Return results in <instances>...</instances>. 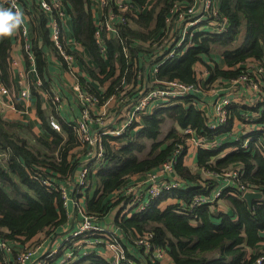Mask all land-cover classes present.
Masks as SVG:
<instances>
[{
  "label": "trees",
  "instance_id": "16d2710c",
  "mask_svg": "<svg viewBox=\"0 0 264 264\" xmlns=\"http://www.w3.org/2000/svg\"><path fill=\"white\" fill-rule=\"evenodd\" d=\"M60 1L64 13L72 20L75 42L86 48L98 65L97 72L88 68L91 79L100 84L104 80L110 81L101 94L85 78L80 77L78 82L85 90L99 94L102 100L111 95L116 87H121L122 78L125 82H130L133 88L143 82L142 78L137 77L138 72H134V67L151 62L149 59L156 51L152 44L157 43L162 35L164 17L169 7L175 2H183L128 0L133 6L145 9L135 16L129 15L130 21L127 23H119L116 37L106 36L107 64L94 38V0ZM217 2L219 15L226 18L224 30L219 33L197 32L194 45L181 54L160 63L157 62L160 56L154 58L153 61L158 64L157 72L151 78L150 75L145 77L148 84L152 87L160 86L162 82L173 79L184 83L194 82V65L197 62L202 63L209 71L207 83L228 80L246 71L249 59L260 61L264 58V0ZM23 4L26 13H32L28 20L31 28L29 23L27 25L29 31L33 32L29 39L37 73L42 85L48 87L43 78L46 68V51L43 45L50 46L59 60L66 67L67 65L49 39L46 15L37 9L29 10L24 1ZM63 22L64 20L62 26ZM11 38L12 35L0 38V78L8 88L15 85L14 80L10 79ZM64 39L62 31L65 50L77 56V52L71 50ZM123 46L132 59L124 56ZM21 49L26 64L29 65L30 60L22 39ZM215 53L221 57L220 63L212 57ZM152 79L154 82L150 83ZM190 99L193 97H184L179 102L154 108L150 114L141 116L139 122L134 123L138 127L132 133L130 130L122 136H102L103 159L96 165L93 163L94 159L88 161V187L83 191L85 198L82 207L86 213L96 217L97 224L106 227L112 224L116 228L122 235L120 241L126 258L136 264H159L150 259L142 246L135 244L137 236L144 232L152 233L151 243L164 247L174 264H253L260 251L249 250L264 240L261 233L264 232V156L255 148L245 150L236 147L215 161L214 157L222 152L224 142L219 151L198 148L199 168L220 173L240 164L243 169L241 181L256 185L263 191V197L254 199L252 207H249L246 200L237 193L238 190L231 188L234 193H226L225 190L221 197H226L232 213L210 210L208 205L190 209L188 204L196 195L210 194L215 187V180H200L204 183L201 185L197 181L200 174L192 173L188 166L183 165L186 134L180 130L191 128L197 135L214 138L230 129L233 123L230 119L217 132L209 130L203 113L189 103ZM257 107L264 115V101ZM38 114L44 131L40 135L29 134L30 131L21 123L3 119L0 115V237L12 248L8 254L10 260L36 234H52V228L66 224L69 219L59 187L69 181L84 159L90 158L88 151L91 147L79 141L71 121H64L59 116L56 117L57 120L54 117L60 126V130H55L50 127L48 119L42 116L39 106ZM262 119L258 117V122ZM25 135H31V138H26ZM178 144H183L184 150L175 163V170L185 181L186 187L164 190L149 203L145 212H134L131 215L123 213L129 198L118 191L132 183V176H144L154 171L172 154ZM43 180L50 181V184H44ZM169 198L176 199V202L161 208V203ZM119 204L122 206L119 207ZM114 209L115 212L111 214ZM110 215L111 223L107 220ZM193 221L196 223L192 224ZM66 243L65 249L62 248L52 258H46L44 264L60 262L65 251L73 246ZM99 245L103 244H95ZM74 247V260H68L65 264H115L99 254L95 248L85 254L81 252V246ZM0 257L3 262L7 260L2 251Z\"/></svg>",
  "mask_w": 264,
  "mask_h": 264
},
{
  "label": "built area",
  "instance_id": "2783aa9c",
  "mask_svg": "<svg viewBox=\"0 0 264 264\" xmlns=\"http://www.w3.org/2000/svg\"><path fill=\"white\" fill-rule=\"evenodd\" d=\"M23 1L29 10L37 9L46 15V27L49 30V39L55 50L63 58L67 68H71L76 60V55L67 52L63 46L62 21L64 20L63 17L65 13L61 1L0 0V7H7L12 11H19L22 14L23 23L19 25V33L30 61L34 60V55L29 39L30 31L26 21L30 20L32 13H26ZM98 1L101 7V14L97 17V20H95L94 38L100 54L106 59V36L108 37L110 33H113V37H116L118 34L117 25L119 23H127L130 21V16H135L139 11L145 8H137L128 0ZM218 7L219 4L217 0H183L181 3H173L164 17L165 26L159 41L155 45L156 51L153 52L149 59L151 62H146L140 67L138 65L134 67V72H138L137 77L143 80L136 88H133L130 82H125L124 78H122L121 87L119 89L116 87L111 95L102 100L99 94L87 91L78 81L75 82L72 90L74 92L75 101L80 107L81 117L71 122L77 132L79 141L91 147L88 151L90 158L82 162L75 174L70 177L69 181H71V187L66 188L62 184L59 190L66 211L68 205L72 203L74 206L73 213L75 217L79 219L55 246L41 252V242H35L34 244V242L29 243L32 242L29 241L23 246V249L13 257V260H10L8 257V254L12 251L11 246L0 237V251H2L3 254L5 253L7 257V260L4 262L1 261L0 264H2V262L3 264H27L34 258L35 264H44L46 258H52L57 255L62 248L65 249L64 243L69 239L73 240L81 236L87 237L88 234H101L103 236V241L99 242L100 240L96 237L85 238L83 242L90 246H85L86 244L82 245L80 247L82 248L81 252L86 254L97 242L103 243L109 252V259L115 264H136L134 261L126 258L124 248L120 241L122 235L117 232L116 228H114L113 225H108L106 227L97 224L96 217L91 213H86L83 209L82 202L85 195L82 190L88 187V172L90 170L88 161L94 159L93 163L96 165L103 159L102 136H122L130 130L132 133L138 127L137 125L134 126V123H138L141 116L150 114L153 109L158 106L176 103L184 97L192 96L193 99H190L189 103L203 113L207 128L217 132L220 128L224 127L230 119L234 118V116H232V106H234L235 103H240L241 100L239 98L248 94L247 100L243 104L249 108V111L241 110L238 117L242 129H245V134L240 133L233 141L237 143L238 147L245 150H248V148L260 150L264 156V115L258 111L257 107L260 102L264 101V94H262L260 88L262 76L261 80H259L260 78L258 76V72H264V59L255 61L254 72H250L247 67L246 71H242L238 77L226 80L230 84L228 90L217 94L215 100L209 104L200 101L197 98L198 94H204V92L206 94L210 90H215L210 84H217L220 82L215 80L211 83H207L206 79L209 71L202 63L194 67L196 80L191 83H184L178 79H173L162 82L160 86L152 87L145 81L147 75H150L151 78L153 74L157 72L158 64L156 61H153L157 56H160L157 61L160 63L165 59H171L181 54L184 50L194 45V37L197 32L219 33L224 30L226 18L219 15ZM164 35H167L168 42L167 40L161 41ZM64 41L66 43L65 39ZM76 44L80 46L78 43ZM122 50L127 59H132L130 53L127 52L124 46ZM140 55L141 53L139 57ZM11 65L12 67L16 66V61L14 59H12ZM19 74V78L16 80L15 85L19 89V97L25 98L29 95V85L25 83L26 81L22 71H20ZM153 82L154 79H152V81L150 80V83ZM238 89H240V95L234 96V91ZM0 92L2 94L9 93L8 88L4 86L1 78ZM101 93L103 92H100V94ZM51 94V102L57 105L60 102L59 95L57 93ZM135 94H137L136 97L134 96ZM108 108L112 109L110 113H108V111L105 112ZM258 117H262L263 119L258 122ZM48 122L51 128L60 130L59 123L54 117L50 116ZM93 123L96 124L95 128L91 126ZM226 132L227 131L219 133L217 136ZM181 133L186 134L185 142L186 139L191 136L193 144L197 149L200 147L211 149L215 144L220 143V137L215 136V138H206L197 135L191 128L182 129ZM250 142L253 143L251 144ZM183 150V144L176 145L172 154L154 171L146 173L142 181L127 185L122 190L118 191L129 198L127 207L124 209L125 214L131 215L134 212H145L148 209L149 203L164 192V190L186 187L184 186L186 184L185 181L176 174L175 170V163L178 157L182 155ZM184 155L185 153H183L182 158ZM93 170H95V166ZM200 170L207 176V179L215 180L217 184L214 185L215 187L209 195H196L188 204L190 209L199 205L209 206L214 200L221 198L225 190L226 193H234L235 191L231 188L237 189V193L241 196L247 191H253L260 192L263 197V191H260L256 185L245 184L241 181L243 169L240 164L234 165L220 173L201 167ZM42 182L46 185L50 184L48 180H43ZM151 237V232H144L137 236L135 244L142 246L153 262H164L166 258H169L167 251L162 246L153 245L150 241ZM74 250V246L68 248L60 262L56 264H65L68 260H74ZM49 264L54 263L52 262ZM253 264H264V249L260 251V254L255 258Z\"/></svg>",
  "mask_w": 264,
  "mask_h": 264
},
{
  "label": "crops",
  "instance_id": "0c3cea01",
  "mask_svg": "<svg viewBox=\"0 0 264 264\" xmlns=\"http://www.w3.org/2000/svg\"><path fill=\"white\" fill-rule=\"evenodd\" d=\"M93 10H94V20H97V17L101 14V7L98 0L93 1ZM64 22H63V32H64V38L66 40L67 46L77 52L76 60L73 63V66L71 68H67L58 58L55 51L50 47L43 45V48L46 51V68L43 73L44 82H46L48 87H44L42 85V80L39 77L37 73V69L35 66V60L30 61L29 65L26 64V61L23 57L22 49H21V36L20 33L17 30L12 34V46L10 49V57L16 61V66L12 67L11 70V76L10 79L16 80L19 78V73L22 71L25 78V83L29 85V95L25 98L19 97V89L16 87V85L12 86L11 88H8L9 93L8 94H2L0 92V115L3 119L9 120V121H15L18 123H21L26 130H29V134L34 135H40L41 133H44L43 131V124L42 119L40 115L38 114V106L41 110L42 116L45 118L52 117H60L64 121H74L75 119H79L81 117V110L80 107L77 105L75 98H74V92H73V86L78 79L85 78L86 81H89L93 84L95 89L98 92H104L109 84V80H104L102 84L98 83L95 80H92L89 75L88 68H92L95 72H97L98 65L96 62L90 57L89 52L86 48L82 47L81 45L78 46L74 40V31H73V24L71 18L64 14ZM30 21H26V24ZM33 36V32L31 31L29 34V38ZM114 34L110 33L108 37H113ZM217 62H221V57L219 54H213L212 55ZM205 59H208V57H205ZM264 59V58H263ZM106 63L108 64L109 61L106 59ZM208 61V60H207ZM206 61V62H207ZM200 64V62H197L194 67H197ZM256 62L253 59H249L246 63V67H248V70L250 72H254ZM107 67L109 65H106ZM259 80H261L262 76V82H260V88L262 90V94H264V72H258ZM101 77V76H100ZM220 83L217 84H210L211 87H213V91H209L205 94L201 93L198 94V99L200 101H203V103H211L213 100H215L217 94L226 92L229 88V82L226 80H217ZM4 84V83H3ZM241 89V88H240ZM240 89L234 91L235 95H240ZM207 91V90H206ZM51 93H57L60 97V102L55 105L51 102ZM247 95H244L242 98H239L241 101L240 103H235L232 108L236 110V115L234 118H232L233 123L230 126V129H227V132L218 135L217 137L223 138L225 141V145H223L222 155L232 151L235 149V145L237 143H234L233 139H235L236 136H239L240 133L245 134V129L243 130L237 117V113L239 114L241 110L249 111L247 106H245L243 103L247 100ZM242 102V104H241ZM233 109V110H234ZM110 113L112 111L111 108H108L105 112ZM57 119V118H56ZM58 120V119H57ZM92 128L96 127V124L93 123ZM26 138H31V135H25ZM215 138V137H214ZM251 144L253 142H250ZM232 145L234 147H232ZM80 148V147H79ZM212 149V148H211ZM214 149V148H213ZM190 156V157H189ZM186 158L192 159V163H189L185 161ZM86 159L83 160L85 162ZM183 165L188 166L192 173L198 172L200 174L199 183L202 185L203 183L200 180L207 179V176L201 172L200 168L197 165V148H195L193 144V140L191 139V136H189L186 139V150L185 155L182 158ZM144 179V176L141 175H134L131 177L130 182L136 183L139 181H142ZM131 183V184H132ZM221 183V181H220ZM199 184V185H200ZM214 185L217 184V182L214 181ZM71 181L65 182L63 186L66 188L71 187ZM94 188V187H92ZM262 198V197H261ZM258 198V199H261ZM176 202V199L169 198L161 203V208H165L166 206L170 204H174ZM230 203L227 201L226 197H221L212 202V204L209 205L210 210H217L218 212H224V213H232L230 209ZM73 204L70 203L67 207V216L68 221H66V224L61 227L52 228L50 232H53L52 234H49V232H40L36 234L34 237L30 239L36 240L37 242H41V249L40 251L43 252L44 250H47L51 248L52 246H55L58 244L62 238L67 234L68 230H70L76 221L79 219L75 217L73 213ZM108 222L110 221L107 217ZM106 220V221H107ZM217 222V219H215ZM196 222L193 221L192 224H195ZM262 236L264 237V232H261ZM100 241H103V237L96 235ZM84 245L86 244L83 242ZM103 244V243H101ZM64 248L66 246L64 245ZM91 248H95L97 252L101 255H103L106 258H109V252L105 248L104 244L99 246H93ZM264 249V240L257 243L255 248H250V252H253L255 250L261 251ZM1 258V257H0ZM165 262V263H164ZM163 264H172V259L169 257L164 260ZM1 263V260H0ZM27 264H35V258L28 262Z\"/></svg>",
  "mask_w": 264,
  "mask_h": 264
},
{
  "label": "clouds",
  "instance_id": "9594fccd",
  "mask_svg": "<svg viewBox=\"0 0 264 264\" xmlns=\"http://www.w3.org/2000/svg\"><path fill=\"white\" fill-rule=\"evenodd\" d=\"M22 23L23 18L19 11H12L7 7H0V38L11 36Z\"/></svg>",
  "mask_w": 264,
  "mask_h": 264
},
{
  "label": "rangeland",
  "instance_id": "374dc122",
  "mask_svg": "<svg viewBox=\"0 0 264 264\" xmlns=\"http://www.w3.org/2000/svg\"><path fill=\"white\" fill-rule=\"evenodd\" d=\"M94 8V7H93ZM94 11V10H93ZM95 18V17H94ZM164 40H167V42L169 41L168 39H167V35H164L163 36V38H161V41H164ZM156 45V43H154L153 44V47ZM161 50V49H160ZM216 50H218V49H216ZM219 51V50H218ZM216 54V53H215ZM134 93V92H133ZM235 114L236 115V111L235 110H232V114ZM180 132H181V130H180ZM219 141H220V143H218V144H215L212 148H214L215 150L216 149H218V151L220 150V148H221V146H222V143L223 144H226L225 143V141H224V139L223 138H220L219 139ZM185 144H186V142H185ZM232 147H234L233 145H232ZM235 147H238V145H235ZM76 149H74V151H75ZM221 156H223L222 155V152L221 153H218V155L217 156H215L214 158H215V161H216V159L218 158V157H221ZM190 157V156H189ZM185 161H187V162H189V163H192L193 161H192V159H189V158H186L185 159ZM214 161V162H215ZM86 189V188H85ZM85 189H83L82 190V192L85 190ZM92 190V189H91ZM80 192H81V190H80ZM84 193V192H83ZM119 207L120 206H122L121 204H119L118 205ZM126 207H127V205H126ZM125 207V208H126ZM115 210L116 209H114V211H112V213L111 214H113V212H115ZM123 213H125V211H124V209H123ZM108 218H111V215L110 216H108ZM110 223H111V221H110ZM90 237H97L96 235H91V234H88L87 235V237H83V236H81V237H77V238H75V239H73V240H71V239H69L68 241H67V243H66V245L68 244V243H70V244H72L73 246H82V245H84V243H82V240H84L85 238H90ZM32 242H29V243H33L34 242V244H35V242H37L36 240H31ZM64 243V244H65ZM85 246H90L89 244H86ZM159 263H161V264H163V261H160ZM165 263V262H164ZM172 264H174L173 262H172Z\"/></svg>",
  "mask_w": 264,
  "mask_h": 264
},
{
  "label": "water",
  "instance_id": "95a60500",
  "mask_svg": "<svg viewBox=\"0 0 264 264\" xmlns=\"http://www.w3.org/2000/svg\"><path fill=\"white\" fill-rule=\"evenodd\" d=\"M242 197L246 200L248 206L252 207V201L254 199L261 198L262 194L260 192L247 191L242 195Z\"/></svg>",
  "mask_w": 264,
  "mask_h": 264
}]
</instances>
